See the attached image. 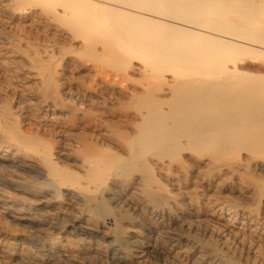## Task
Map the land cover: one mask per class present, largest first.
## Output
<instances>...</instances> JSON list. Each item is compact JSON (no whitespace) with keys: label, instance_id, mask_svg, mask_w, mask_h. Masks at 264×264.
<instances>
[{"label":"bare ground","instance_id":"1","mask_svg":"<svg viewBox=\"0 0 264 264\" xmlns=\"http://www.w3.org/2000/svg\"><path fill=\"white\" fill-rule=\"evenodd\" d=\"M250 51L264 0H0V264H239L191 186L253 197L213 182L264 169L235 144L264 134ZM162 68L172 101L148 103L134 75Z\"/></svg>","mask_w":264,"mask_h":264},{"label":"rangeland","instance_id":"2","mask_svg":"<svg viewBox=\"0 0 264 264\" xmlns=\"http://www.w3.org/2000/svg\"><path fill=\"white\" fill-rule=\"evenodd\" d=\"M89 55H91V53H85V52L84 53L83 52H78L77 53L78 57H82L86 61L93 58L92 56L89 57ZM237 59L239 61L245 63L246 67L248 66L247 67L248 70L247 69L245 70V72L247 74H252L253 73L255 75L264 76V54L250 51L247 54L245 53V54L239 55V57ZM59 60H61V56L59 57ZM246 61H247V63H246ZM106 63L109 64V65H107ZM96 65H98L99 67L104 68L106 70H110L111 68L112 69H117V70L120 69V67H119L120 65L119 66L115 65L112 62V60L109 59L108 57L97 59L96 60ZM150 65H152V66L154 65L153 61H150ZM162 70H158V72H157V70L155 69L154 71H152L148 75V78L146 80H144V78H142V74H140L139 72H136V74L138 76L136 74L134 75V78H133L131 86L134 84L132 86V88L138 90L139 92H141L140 89H142V87L145 86L146 89H147V96H146V100L145 101L148 102V103L149 102L150 103H152V102L156 103V102H159V101H161V102H171L172 101V95L171 94H170V96L169 95L166 96V95H163L164 92L161 91L162 88H164L165 84H167L169 82V81L167 82V80H165L163 78V74L165 73V71H164L165 69L162 68ZM83 73H85V71H83L82 74ZM136 84H137V86H135ZM169 84H171V83L169 82ZM255 84H258V85H255V86L260 87V86H262L264 84V81L262 82V81L259 80V81L255 82ZM138 85H140V86H138ZM252 85H254V84H248V86H252ZM147 86H148V88H147ZM252 87H254V86H252ZM158 90H159V92H157ZM141 102H142V99H137L133 104H134V106H137ZM260 131H261L260 128H257V127L253 128L252 127V128H248V132L240 133L238 135V137L236 138L237 141L235 142V144L238 145L237 146L238 147L237 150L239 148H241V149L242 148H248L252 152L264 151V148L260 147V146H264V134L262 133V131L261 132ZM257 132H259V133H257ZM260 142H262V143H260ZM245 143H247V145ZM258 143H260V144H258ZM247 160H251V159H247ZM254 161L255 162H251L250 163V166L245 168L246 170L245 169L243 170L245 172L247 171L248 174L245 173V172H242V177H241L242 180H241V182H240V180H237L236 177H232L229 180V179H227V177H225L223 175H220L219 177H216V178L213 179V182H215L217 184L219 183L221 185L224 184V182L228 181V182H230V185H232L231 186L232 188L233 187L234 188H238V187L242 188L243 186H250L251 189H254L255 191L253 190L254 191V193H253L254 195L252 194L253 197H251L249 199H245V198H242V197L241 198L239 197V199H237L238 197H237L236 194H232L231 195L230 192L225 191V190H220L217 193L216 192L208 193L205 190V184H203L202 181L197 178L198 175L196 173L194 174L195 175L194 184L192 183V186L189 185V186H191V189H193L194 195L195 196L197 195L196 198H198V202L201 200L199 202L198 209H200V212L202 213V216L205 217L204 219L207 220V218H208L211 224L212 223H213V225L216 224L220 228L225 225L224 226L225 228L224 227L221 228L222 237L225 238V239H228L229 242L231 241L232 244L234 245V247L236 249V252H235V255H234V260L237 263H239V264H244L245 262H246L245 264H249V263L250 264H264V243H263L264 242V228H262V227H264V169L259 164H255V163H258L261 160L258 159V160H254ZM195 179L199 180L201 182V184H200L199 181H196ZM236 180H237V182H236ZM256 183H257V186L255 185ZM238 184H240V185H238ZM196 185H199V186H196ZM253 186H254V188H253ZM202 187H204V188H202ZM257 188H260V189H257ZM203 189H204V191H203ZM255 192H256V194H255ZM211 194H212V196L215 194L213 198H212ZM199 195H201V196L203 195L202 196L203 198L201 196L199 197ZM207 198L209 200H207ZM213 199H214V201H213ZM233 200H235V201H233ZM246 200L247 201L249 200V202H247ZM257 200H259V202H257ZM215 203L216 204L223 203L228 208H230L231 211L226 212V213H221V212L218 213L217 210L213 209V205ZM247 203H248V205H247ZM208 206H210V207H208ZM247 206H250V207H247ZM250 210L252 211V213H251ZM244 213L247 214V215H245ZM209 214H211V215H209ZM250 216L253 218V220L251 219ZM255 216H256L257 220H256V218H254ZM216 217H218V218H216ZM241 217L242 218L244 217V218L242 219ZM248 217H250V218H248ZM210 218H211V220H210ZM229 218H230V220H229ZM218 223L220 225H218ZM254 227H256V228H254ZM222 229H223V231H222ZM229 230H230V232H229ZM233 234H234V237H231V236H233ZM226 235L229 236V237H227ZM245 236H247V238ZM231 238H234V239H231ZM236 238H237V241H236ZM248 238H250V242H246V241L249 240ZM238 240L241 241V242H239ZM243 240L246 243L242 242ZM247 246H249L250 248L248 249ZM260 247L262 249H260ZM256 248H259L260 250L256 249ZM253 249H254V251H253ZM241 250H245V251H241ZM239 251H240V253H239ZM249 251H251V252H249ZM245 252L248 253V254H246ZM256 253L259 254V255H257ZM255 254H256L257 257L254 256ZM262 255H263V257H261ZM261 259H262V261H261ZM259 260L261 261V263H259Z\"/></svg>","mask_w":264,"mask_h":264}]
</instances>
